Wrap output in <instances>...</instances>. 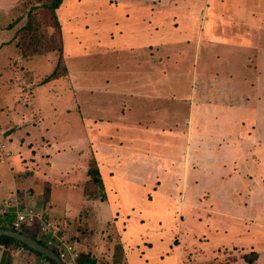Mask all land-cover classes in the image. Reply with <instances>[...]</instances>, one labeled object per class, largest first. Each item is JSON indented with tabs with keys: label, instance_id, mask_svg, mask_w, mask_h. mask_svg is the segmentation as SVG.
I'll return each instance as SVG.
<instances>
[{
	"label": "crops",
	"instance_id": "0c3cea01",
	"mask_svg": "<svg viewBox=\"0 0 264 264\" xmlns=\"http://www.w3.org/2000/svg\"><path fill=\"white\" fill-rule=\"evenodd\" d=\"M18 3L19 0H12L8 3L7 6L9 7L7 9L11 8L12 13L9 17L12 18L14 13L17 12ZM185 19L186 16L184 15L181 20L184 21ZM188 19L193 23L196 20L195 14ZM161 27V24L159 26L158 23H155L153 26L146 27L148 33L139 32L138 34L133 31L132 36L131 34L125 35L127 40L124 42V46H126L129 40L145 37L143 43L164 49V53L161 52L157 57V61L160 62H142L146 66L150 65V68L156 73L155 77L150 76L147 79L145 76L136 79L133 86L135 89L132 93L137 97L119 98L117 102H114V105H107L103 101L94 100L87 95L84 101L89 112L86 117L91 120L90 130L86 131L88 124L85 125L81 122L80 137H77L75 135L77 133H75L68 137L67 143H60L56 147V143L59 142L57 139L58 132L53 130L52 127L58 122L59 117H54L51 121L45 119L46 108L44 110V107L43 109L40 107H42V104L48 105V102L44 99H37L40 104L33 107L32 97L34 96H31L30 104L32 105L29 104L30 109L28 105L22 106L18 98V100L13 101L17 106L15 109L11 107L9 113L0 114V143H4L5 149L8 151V154L0 157V161L5 163L10 171V180L6 188L13 194L4 197L0 204L6 198L18 196L26 205H33L52 217H68L67 212H61L58 209L59 201L53 199V194L62 187L66 190L82 188L84 201L90 206V213L85 214L84 211L75 212L74 210H70V213L74 212V214H71L72 216L75 214L84 215L81 222L87 224L83 223L85 231L82 232L78 225L75 229L63 225L64 228H67H65L66 235L71 234V241L76 242L80 251L81 259L79 261L82 263L78 261L79 264H130L129 256L139 255L145 258L150 254L149 249L154 251L156 256L161 259L169 260L172 256L174 261H167L166 264H171V261L175 262L172 264H264V240L262 236L258 235V232H264V216L262 213L255 215L256 217L245 216L250 215L246 209L253 206V202L264 199V48L254 54L247 49L248 43L245 41V33L234 31L230 38H234L237 41L235 45L242 48L240 58L237 59L235 67L233 63L230 67L224 69L205 67L209 71L212 69L214 76L212 77L205 74L204 68L203 70L200 69L198 62L195 61L196 56L201 52L202 42L212 49V46L204 41L201 30L195 36L182 24L169 33H163L160 30ZM15 29L17 28H11L13 32ZM12 31L11 33H13ZM14 36L15 34H11V38ZM177 40L178 42H176ZM177 43H181L180 46L176 47L175 44ZM206 49L209 48L206 47ZM208 53V58L211 60L213 58L212 52L208 50ZM171 55L178 58L181 63L184 62L186 57L188 60L191 58V70L204 71V76H202L204 80L200 79L191 94L188 91L180 92L181 82L166 81L167 71L160 66L166 63ZM248 56L250 57L246 60ZM255 57L260 64L257 65L253 62ZM207 63L210 64V62ZM21 66L23 67V65ZM157 72H159L158 76ZM72 74V69L67 66L66 74L48 81L64 79L63 77ZM118 81V79H114V83L120 84L119 94H121L125 92L123 90L124 85H122L125 83H118ZM26 82L27 80L24 78L20 84L18 82L14 83L15 86L12 87L14 89L13 100L17 99L20 90L23 91L26 90V87L32 86V84H27L29 81ZM169 84H171V87H175L174 91L171 95L161 96L169 93L161 90ZM91 87L102 90L100 91L102 93L105 92V88L97 83L94 85L91 82ZM145 99H149L153 103L147 104L139 101L136 104L137 106L135 105L137 100ZM169 99L179 103V107L158 104V100L167 103ZM81 103L83 104L81 100H77L80 110L83 109ZM185 103L188 104L187 110L184 108ZM196 103L202 105L198 119L209 122L206 127L207 134H205V138L201 132L200 121L197 123L195 133H193V129L186 132L183 127V124L187 121L193 123L196 112L194 105ZM80 110V119H82L83 114L87 111L84 113ZM187 112L188 115H185ZM32 119L35 121L34 126L29 125ZM178 119L181 124L176 121ZM45 120L49 122L45 124ZM39 122H42V124L36 126ZM171 124L173 127H169ZM57 126L59 128L60 124L57 123ZM154 127L161 128L160 131L166 133H175V136L181 135L185 148L177 163L173 161L175 158L173 153L167 156L171 160L169 165L165 167L167 173L161 180H159L158 175L148 177L136 174L131 170L128 171L126 165H124V152L129 150L127 147L133 148L142 139H145L142 144L149 145V142H153L152 145H157V141L152 137V134L156 133ZM84 129L87 133L83 132ZM172 129L176 131L173 132ZM30 130L43 131L46 135L45 139L44 136H41L40 140L37 141L35 137L26 138L29 140V142H26L23 137L29 135ZM209 131L210 134H208ZM49 135L52 138L48 137ZM178 138L172 140L176 142ZM46 139H50V141L47 142ZM83 139L85 144L82 141ZM51 141L53 142L49 143ZM26 145H28L27 148ZM62 152L65 153L64 155L70 156L68 161L60 159ZM90 158L95 159L103 181V188H100L101 192L97 197H90L85 192V185L90 179L87 173ZM28 177L36 178L44 186L45 183L50 184V200L48 202L43 201L45 187L42 191L40 184L37 183L38 186H36L31 183L32 185H27L26 188H20L18 184L14 183L15 179L22 182ZM165 178L170 185L163 188L161 182H165L163 181ZM211 179H216L214 190L210 186L200 187L202 180L208 184ZM107 181L111 182L114 189L110 188L111 186L107 184ZM148 181L154 184L159 198L163 196L174 198L169 193L170 190L174 191L176 189L178 191L176 196L182 198L183 201L179 209L184 214H190L189 209L191 207L196 210L205 209V207H202V203H198L197 200H203V194L209 189V192L212 190L216 203H214L212 209L208 208L205 211L217 216L212 225L213 229L218 231V237L213 239L215 241H208L210 239H205V242L193 241L186 234V231L190 230L186 227L187 229L182 228V231H185L183 239L174 245L175 243L165 238L167 232L172 230L170 228L172 225L164 223L154 226L160 231L159 234L156 232L157 236H152L153 239H149V236L143 237L141 230H148V228L142 224L139 225L137 231L134 230V235L130 234L129 236L128 234V237L125 233L131 230L127 229L131 227V224L127 221L124 226L122 225L124 233L122 235L116 234L118 241L114 244H116L117 250L115 247L113 251L108 249L109 238L107 237L100 240L98 238L95 242L92 240L89 243L90 235H94V232L96 233L98 230L102 231L100 222L103 221L100 220L107 219V210L105 209L108 207L107 205L114 208L112 213L118 212L121 208L117 209L115 205L112 206V203L107 201L108 198L112 199L113 195H116V198L121 197V200L125 198L128 200L127 204H129V208L127 206L128 213L137 212L136 207L132 205L140 204L139 198H141L143 186ZM190 183L193 184L192 189H190ZM179 191H182L181 195L178 194ZM190 191L194 192L192 200L189 196ZM101 193L104 195L102 196ZM131 207L133 208L131 209ZM169 211L173 213L176 210L174 207H166L164 212H159L161 214H171ZM137 213L139 214V212ZM89 214L93 215L95 221L93 225L88 219ZM3 221V216L0 214V223ZM60 221L62 225L63 221ZM30 231L35 230L31 228ZM138 231L141 233V238L139 236L137 239ZM240 237L248 241L242 243L238 241ZM133 239H136V241ZM141 245L148 247V254L140 248ZM25 255L31 256V259H28L31 262L25 260L23 264H31L32 259L37 257L34 252H30V250L23 247H18L9 252L5 251L4 248H0V263L4 261L5 264H18V258ZM245 255H248L250 259L247 260Z\"/></svg>",
	"mask_w": 264,
	"mask_h": 264
},
{
	"label": "rangeland",
	"instance_id": "374dc122",
	"mask_svg": "<svg viewBox=\"0 0 264 264\" xmlns=\"http://www.w3.org/2000/svg\"><path fill=\"white\" fill-rule=\"evenodd\" d=\"M11 1L12 0H0V114L9 113L11 107L15 109L17 106L13 101L18 100V98L22 106H29L31 96H34L32 97L33 107L40 104V101L37 99L46 100L48 105L42 104V107H40L42 109L44 107V110L46 108L44 118L50 119L51 121L54 117H59L57 122L60 124L59 128L57 123L52 127L53 130L58 132L57 139L59 142L56 143V147H58L60 143H67L68 137L75 133H77L75 134L77 137H80V131L82 130L80 127L82 126L81 122L85 125L88 124L86 131L90 130L89 125L91 124V120L86 117V114H89V112L87 111L86 102L84 101L87 95L94 100L103 101L107 105H114V102H117L119 98L137 97L132 93L135 89L133 86L136 79L141 77L144 78L145 76L147 79H149L150 76H152V78L155 77L156 73L150 68V65L146 66L142 62H160L157 61V57H159L161 52L164 53V49L162 47H152L148 43H143L145 42V37L129 40L126 46H124V42L127 40L125 39V35L131 34L132 36L133 31L138 34L139 32L148 33L146 27L153 26L155 23H158L159 26L160 24L162 25L160 30L163 33L174 31L180 24L187 27L192 35L195 36L196 33L201 30L204 41L208 45H211L212 49L202 42L201 52L196 56L195 61L198 62L200 69L203 70L204 68L206 71L205 74L212 77H214L212 74V69H214V67L224 69L230 67L231 63H233L235 67L237 59L239 60L240 58L242 48L239 47V45H235L237 41L234 38H230V35L234 33V31H242L245 33V41L248 43L247 49L254 54L260 51L261 48H264V0H64L62 5L58 8L57 14L63 25L62 34L65 44L63 53L64 61L67 66L72 69L73 74L63 77L64 79L46 80L48 81L46 82L44 79L53 71L60 54L59 50L54 49L58 48V44H53L50 40L51 37L55 35L54 27L49 25L50 21H52L50 13L48 14V12L43 10H38L37 13L34 11V14H37L34 16H36L37 21L40 22L41 30L43 33L45 32L46 38L49 40L48 50L29 58H24L20 54L17 41L20 38V31L26 23L28 10L36 6L37 1L19 0L18 6L16 7L17 12L14 13L12 18L9 17L12 14L11 8L7 9L9 7L7 5ZM194 14L196 20L192 23L188 18L194 16ZM184 15L186 19L182 21L181 18ZM10 18L11 21L9 20ZM185 24L189 25L186 26ZM13 27L17 28L14 32L11 30ZM11 31L13 33H11ZM11 34H15V36L11 38ZM176 42H178V40ZM180 44L181 43H177L175 46L178 47ZM206 47L209 48V52H212L213 58L211 60L208 58L209 53ZM151 50H153V52H151ZM232 54L234 55L233 57ZM249 57L250 56H248L246 60L249 59ZM207 62H210V64ZM253 62L257 65L260 64L256 57ZM21 65H23V67ZM190 65L191 58L188 60L186 57L184 62L181 63L178 61V58L171 55V57L167 59V62L160 67H164L163 69L167 71V76H165L167 82H181L180 92L188 91V93L191 94L200 79L204 80L202 77L204 76V71L191 70ZM207 66L212 69L210 71L205 69ZM158 75L159 72H157V76ZM24 78L27 82L29 81L26 83L32 84V86L29 88L26 87V90H20L17 94V96L19 95L17 99L13 100L12 95L14 94V89L12 87L15 86V82L20 84ZM161 78H163V76H161ZM114 79H118V83H125L122 84L124 85L123 90H125V92L119 94L120 84L114 83ZM91 82L94 83V85L97 83L103 86L105 92L102 93L100 92L102 90L91 87ZM171 84L167 87H163V89L161 88L163 92H169L167 95L161 96L172 94L175 87H171ZM77 100L83 102V104L81 103L83 105V109L81 108L82 110H80V105H77ZM51 101H53V103H51ZM139 101L146 102L147 104L153 103V101L145 99L137 100L135 105ZM158 104L163 106L168 105L169 107H179V103L171 99H169L167 103L158 100ZM187 106L188 104L185 103L184 108L186 109ZM201 106L202 105L199 103L194 105L196 112L193 117V123H188L187 121V123L183 124L186 132L193 129V133H195L197 130V123L200 121L198 119V114L199 110H201ZM79 110L84 113L87 111L83 114L82 119H80ZM185 115H188V112ZM176 121L181 124L179 119ZM48 122L47 120L44 121L45 124ZM41 124L42 122H39L36 126ZM172 124L169 127H173ZM200 124L202 128L201 132L205 138V134H207L206 127L209 125V122L203 120L200 121ZM29 125L34 126L35 121L32 119ZM47 127H49V125H47ZM154 129L156 133L152 134V137L157 141V145H152L153 142H149V145L142 144L143 140H145L142 139V141L133 148L127 147L129 150L124 152V165H126L128 171L131 170L136 174L148 177L158 175L159 180H161L164 178V175H166L167 171L165 167L169 165L171 160L167 156L173 153L175 157L173 161L177 163L185 148L181 135L175 136V133L160 131L161 128L158 127H154ZM30 131L31 132L28 133L29 135L23 133V135H25L23 138L26 142H29L26 138L35 137L37 141L40 140L41 136H44L45 139L46 135L43 131ZM86 131L85 129L83 130V132L87 133ZM171 131L174 132L176 130L172 129ZM208 134H210V131ZM48 137L52 138L50 135ZM176 137L179 138L174 142L172 139ZM50 139H46V141L48 142ZM84 139L82 141H84L85 144ZM52 142L53 141L49 143ZM32 144L34 145L35 143ZM27 147L28 145H26V148ZM64 154L65 153L62 152L60 159L68 161L70 156ZM91 159L92 158H90L89 161ZM91 164H93L92 161ZM9 180L10 171L7 165L0 161V201L6 196L13 195L9 189L6 188ZM163 181L165 182H161L162 187H169L170 183L166 182L167 179L165 178ZM215 181L216 179H211L207 184L202 180V182H200V187L210 186L212 190H214ZM190 182L192 181L190 180ZM14 183L18 184L20 188H26L27 185H32L31 183L38 186L40 181H37L34 177H28L22 182H18V179H15ZM107 184L111 186V182L107 181ZM41 186L40 189L43 191L45 186ZM189 186L190 189H192L193 184L190 183ZM62 188L54 192L53 199L59 201L58 209L61 212H67L68 217H71V219L67 216H58L57 218L48 214H46V216L52 219L54 226L57 227L58 230H62L64 233L63 237L70 240L71 234L69 235L68 233V237L65 230L70 227L75 229L79 223L78 219L81 217L76 214L72 216L71 214H74V212L70 213V210H74L75 212L84 211L86 214L87 212L90 213V206L84 201L85 198L83 197L82 188L79 187L70 190ZM110 188L113 187L111 186ZM209 190L203 194V200H197L198 203H202V207H205V209L196 210L191 207L189 209L190 214H184L182 210L179 209L183 201L182 198L176 196L178 192L176 189L174 191L170 190L169 193L174 196V198H166L164 196L159 198L157 195L158 191H156L154 184L150 181L146 182L145 186H143L141 198H139L140 204L136 203V205H132L136 207L139 214L135 211H130L131 213H128V200L125 198L121 200V197L116 198V195L112 197L111 193L113 200L108 198L107 201L112 203V206L115 205L117 209L121 208L118 212L112 213L114 208L111 207V205H107L108 207L105 208L107 210V219L100 220L103 221L100 222L102 231L100 232L98 230L96 233L94 232V235H90L91 238L88 239V242L90 243L92 240L95 242L98 238L100 240L107 237L109 238L108 249L113 251L115 247L117 250L116 244L114 243L118 241L117 235H122L124 233V227H122V225L124 226L127 221L131 224V227L127 229L131 230L125 233L126 236H128V234L129 236L130 234L134 235V230L137 231L139 225L142 224L144 227L148 228V230H141L143 237L149 236V239H153V237L157 236L156 232L159 234L160 231L154 228V226L164 223L172 225V227H170L172 230L167 232V237L165 238L175 243L174 245L183 239L185 231H182V228L190 229L186 231V234L189 235V238L193 241L205 242V239H210L208 241L213 242L215 241L213 239L218 237V231L214 230L212 227L217 216L205 210L208 208L212 209L216 200L212 194V190L210 192ZM179 192L178 194L181 195L182 191ZM137 193L139 192L137 191ZM193 194V191L189 192L190 200L194 197ZM136 201L138 200L136 199ZM223 203L225 204V202ZM253 204V206H249V209H246L247 213L250 215L245 216L256 217L255 215L261 213L264 216V199L253 202ZM168 206L174 207L176 211H173V213L169 211L171 214H161L166 207L170 208ZM132 208L133 207H131V209ZM82 218H84V215ZM88 219L92 225L95 224L93 215L89 214ZM60 220L67 226V228L65 227L66 229L63 224L61 225V223H59ZM83 223L87 225L86 222ZM33 229L35 230L32 231L33 234L37 235L39 238L42 237V239L45 237L42 233H39L36 227ZM258 233L264 240V235H262L264 232L261 231ZM140 234V231H138L137 239L139 236L141 238ZM123 238L125 239V236ZM133 240L136 241V239ZM238 241L243 243L248 240L240 237ZM140 248L144 249L146 254H148V247L141 245ZM116 250L114 251L116 252ZM151 251L152 250L149 249L150 254L145 258L139 255L129 256L130 264H166L167 261H174L172 256L169 260L161 259L156 256L154 251ZM35 256L37 257L32 259V263L51 264L43 257H39L38 255ZM29 258L31 259L29 255L19 257L18 264H23V262ZM172 261L170 262L171 264L175 263ZM0 264H5V262L2 261Z\"/></svg>",
	"mask_w": 264,
	"mask_h": 264
},
{
	"label": "trees",
	"instance_id": "16d2710c",
	"mask_svg": "<svg viewBox=\"0 0 264 264\" xmlns=\"http://www.w3.org/2000/svg\"><path fill=\"white\" fill-rule=\"evenodd\" d=\"M36 1H37L36 6L28 10L26 23L24 24V26L22 27L19 33L20 38L17 41V45L19 46L20 54L25 58H29L33 55H37V54L43 53L45 50H48L49 40H47L45 32L43 33V31L40 28V22L37 21V18L34 15L37 13L38 10H43L45 12H48V14L50 13V17L52 21H50L49 25L53 26L55 29V35L51 37L50 40L52 41L53 44L54 43L58 44V48H54V49L59 50L60 54L58 56V59H57L58 61L56 63L54 70L49 75H47V77L44 79L46 81V80H49V79H52V78H55V77H58V76H61L67 73V66H66V63L63 57L64 40H63V34H62V24L57 14L58 8L62 5L64 0H36ZM34 11H36L35 14H34ZM91 161L93 162V164H91ZM87 173L89 174L90 179L85 185V192L90 197H97L101 192L100 188H103V181H102L101 171L98 168L97 163L94 158L90 160V166L88 168ZM101 195L103 196L104 194L101 193ZM49 200H50V184L45 183L43 201L48 202ZM42 212L46 215V213L43 210ZM69 219H71V217H69ZM81 219H82V216L79 217L78 228L82 232H84L85 227H84V224L81 222ZM59 223H62V222L60 221ZM0 228L14 229V230H18L23 233L29 234L37 238L41 243L52 248L55 252L59 253V249L56 246L50 245L48 241H46L45 237H43L42 239V237L39 238L37 235L33 234L30 231L31 228L23 227V228L17 229V228H14L11 225V223L7 220H4L3 222L0 223ZM75 245H76V242H75ZM18 247H23L25 249H28L34 252L39 257H43L45 260L49 261L51 264H57V262L54 259L29 247L25 243L11 236H8V235H0V248H4L5 251L9 252L10 250H14ZM245 258L247 260L250 259L248 255H245ZM80 259L81 258L79 256L78 261Z\"/></svg>",
	"mask_w": 264,
	"mask_h": 264
},
{
	"label": "built area",
	"instance_id": "2783aa9c",
	"mask_svg": "<svg viewBox=\"0 0 264 264\" xmlns=\"http://www.w3.org/2000/svg\"><path fill=\"white\" fill-rule=\"evenodd\" d=\"M5 154H8L5 144L0 143V157ZM0 214L14 228H38L39 232L46 237V241L59 249L58 254L65 264H78L79 249L73 241L63 237L62 230H58L52 219L48 218L42 210L33 205H26L20 197L15 196L6 198L2 202Z\"/></svg>",
	"mask_w": 264,
	"mask_h": 264
},
{
	"label": "water",
	"instance_id": "95a60500",
	"mask_svg": "<svg viewBox=\"0 0 264 264\" xmlns=\"http://www.w3.org/2000/svg\"><path fill=\"white\" fill-rule=\"evenodd\" d=\"M0 235L11 236V237L25 243L29 247H31V248L43 253L44 255L54 259L57 262V264H65V262L61 259V257L59 256V254L57 252H55L52 248L41 243L37 238H35L29 234H26V233H23L21 231L14 230V229L0 228Z\"/></svg>",
	"mask_w": 264,
	"mask_h": 264
}]
</instances>
